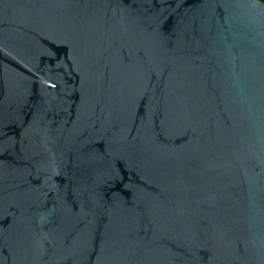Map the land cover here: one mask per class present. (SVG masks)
<instances>
[{"label": "water", "instance_id": "water-1", "mask_svg": "<svg viewBox=\"0 0 264 264\" xmlns=\"http://www.w3.org/2000/svg\"><path fill=\"white\" fill-rule=\"evenodd\" d=\"M0 264H264V0H0Z\"/></svg>", "mask_w": 264, "mask_h": 264}]
</instances>
